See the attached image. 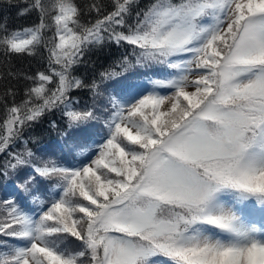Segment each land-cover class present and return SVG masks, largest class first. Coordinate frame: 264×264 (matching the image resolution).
Returning <instances> with one entry per match:
<instances>
[{
    "label": "snow or ice",
    "instance_id": "snow-or-ice-1",
    "mask_svg": "<svg viewBox=\"0 0 264 264\" xmlns=\"http://www.w3.org/2000/svg\"><path fill=\"white\" fill-rule=\"evenodd\" d=\"M136 4L92 0L83 23L76 0H32L20 15L37 10L38 24L0 23L6 56L36 54L53 30L48 69L26 77L20 103L5 93L0 177L30 171L23 198L0 201V264H264V0H153L130 23ZM105 43L132 50L98 79L73 75ZM137 66L160 70L108 92L103 132L82 128L100 117L73 91L101 96ZM52 110L66 139L79 133L70 158L36 157L27 140L10 150ZM68 237L79 249L60 246Z\"/></svg>",
    "mask_w": 264,
    "mask_h": 264
},
{
    "label": "trees",
    "instance_id": "trees-1",
    "mask_svg": "<svg viewBox=\"0 0 264 264\" xmlns=\"http://www.w3.org/2000/svg\"><path fill=\"white\" fill-rule=\"evenodd\" d=\"M46 4L51 3V0H44ZM153 0H137L136 6L133 8L132 17L129 22H134L135 13L140 10H145ZM32 0H0V23L6 22L9 30L22 29L24 27H31L39 23V13L37 10H32L25 15H20L23 8L28 7ZM76 3L83 9L81 21L87 23L96 18V14L89 13L87 6L92 3V0H76ZM104 5V11L112 10V0H100ZM50 23V20H46ZM44 44L40 46L34 55H11L6 56L0 53V122L5 116V102L10 106L13 102L12 96H5V93L12 89L15 92L14 100L20 103L24 98L25 89L30 86L31 81L26 77L34 76L38 71H45L49 67V52L48 48L52 46L53 30L44 32ZM131 46L125 44L122 47L114 43H105L102 47H92L84 55L80 64L73 69V75L79 76L90 82L93 79L99 78V73L107 68L109 65H114L122 56L131 52ZM154 69H144L139 66L129 69L113 80L107 81L101 87L103 95L93 97L91 91L80 89L73 91V97L80 101L79 107H92L96 109L97 116L100 119L107 115V97L109 91L116 90L120 86L135 75L145 74ZM116 71L120 72V68L116 67ZM55 79V78H54ZM99 120L91 122L89 125H82L81 127L89 128L95 132L100 127ZM52 121L56 122L57 127L52 128ZM66 131V121L64 120L59 110H52L46 113L39 122L32 123L23 129L21 139L16 141L15 145L10 149L13 152L22 151L24 149L23 141H29L30 147L36 154V157L53 159H61L69 157L71 147L70 137L79 135L78 132H71L69 138H65L62 133ZM79 152L76 153V156ZM8 157L6 155L0 156V165H2ZM30 171L25 169L24 172L17 176L9 173L7 179L0 177V201L7 199L11 195H16L18 202L23 198L22 194L17 191V185L23 183L21 176ZM41 188L44 185H39ZM45 199L44 197H42ZM30 206L36 207L32 204L31 198H28ZM3 211L0 210V215ZM2 239V238H0ZM10 243H17L10 241ZM60 246L71 250H77L80 247V242L74 238L68 237L60 241ZM6 251V249H0Z\"/></svg>",
    "mask_w": 264,
    "mask_h": 264
},
{
    "label": "rangeland",
    "instance_id": "rangeland-1",
    "mask_svg": "<svg viewBox=\"0 0 264 264\" xmlns=\"http://www.w3.org/2000/svg\"><path fill=\"white\" fill-rule=\"evenodd\" d=\"M193 78H194V77H193ZM160 91L162 92V94H166V95L170 94V90H163V89H161ZM84 155H87V153H84ZM79 158H80L81 160H83V155H80ZM252 218H253V217H252ZM253 222L256 223V220H253Z\"/></svg>",
    "mask_w": 264,
    "mask_h": 264
}]
</instances>
